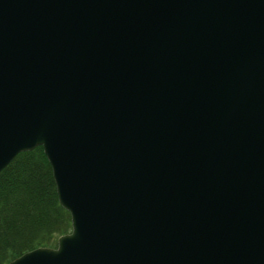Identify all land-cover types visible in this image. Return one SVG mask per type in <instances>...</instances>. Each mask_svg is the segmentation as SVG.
<instances>
[{"label": "water", "instance_id": "1", "mask_svg": "<svg viewBox=\"0 0 264 264\" xmlns=\"http://www.w3.org/2000/svg\"><path fill=\"white\" fill-rule=\"evenodd\" d=\"M36 145L70 229L5 264H264V0H0V169Z\"/></svg>", "mask_w": 264, "mask_h": 264}, {"label": "trees", "instance_id": "2", "mask_svg": "<svg viewBox=\"0 0 264 264\" xmlns=\"http://www.w3.org/2000/svg\"><path fill=\"white\" fill-rule=\"evenodd\" d=\"M70 229L41 145L17 152L0 169V264L36 246H54Z\"/></svg>", "mask_w": 264, "mask_h": 264}]
</instances>
